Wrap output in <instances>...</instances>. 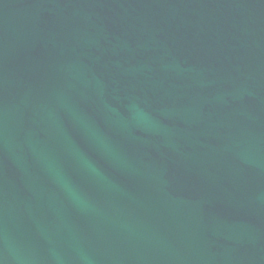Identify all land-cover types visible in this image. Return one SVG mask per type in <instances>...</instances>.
<instances>
[{"label": "water", "instance_id": "obj_1", "mask_svg": "<svg viewBox=\"0 0 264 264\" xmlns=\"http://www.w3.org/2000/svg\"><path fill=\"white\" fill-rule=\"evenodd\" d=\"M0 264H264V0H0Z\"/></svg>", "mask_w": 264, "mask_h": 264}]
</instances>
